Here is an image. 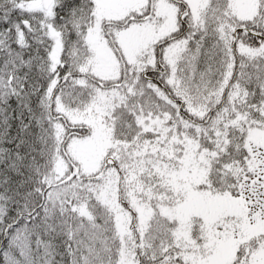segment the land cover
<instances>
[{"label":"snow or ice","instance_id":"snow-or-ice-1","mask_svg":"<svg viewBox=\"0 0 264 264\" xmlns=\"http://www.w3.org/2000/svg\"><path fill=\"white\" fill-rule=\"evenodd\" d=\"M0 264H264V0H0Z\"/></svg>","mask_w":264,"mask_h":264}]
</instances>
